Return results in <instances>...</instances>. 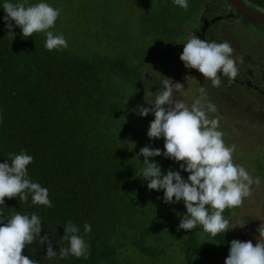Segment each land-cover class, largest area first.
Listing matches in <instances>:
<instances>
[{"label": "trees", "instance_id": "obj_1", "mask_svg": "<svg viewBox=\"0 0 264 264\" xmlns=\"http://www.w3.org/2000/svg\"><path fill=\"white\" fill-rule=\"evenodd\" d=\"M216 1L188 0L184 10L173 0H132L139 26L131 32L127 2L122 6L121 0H59L61 14L50 30L63 34L68 48L49 51L43 32L22 37L12 21L14 36L8 33L3 4L22 0H0V163L11 164L9 154L22 150L31 155L28 178L48 189L53 205H34L31 194L27 202L5 198L0 219L6 222L16 212L37 214L41 236H49L57 253L69 246L62 237L71 220L90 246L87 259L69 255L49 260L47 243L41 245L37 238L23 255L38 264H132L123 262L122 254L129 252L124 249L142 255L143 264L167 258V229L151 214L168 213L173 205L164 202L163 190L148 189L140 176L144 157L118 130L121 96L126 91L143 96L142 72L157 61L173 67L179 40L188 36L186 26ZM244 1L264 13V0ZM142 32L164 36L169 44L156 51L140 41ZM111 34H117V40ZM154 140L161 147L163 138ZM234 212L226 209L225 218ZM85 223L91 226L86 236ZM195 235L180 239L181 264H218L227 258L228 235L209 234L213 247L199 243Z\"/></svg>", "mask_w": 264, "mask_h": 264}, {"label": "clouds", "instance_id": "obj_2", "mask_svg": "<svg viewBox=\"0 0 264 264\" xmlns=\"http://www.w3.org/2000/svg\"><path fill=\"white\" fill-rule=\"evenodd\" d=\"M173 3L184 10L189 8L188 0H173ZM6 13L5 26L8 33H13V24L21 29L22 37H31L34 33L46 35L45 47L49 51L68 48L63 34H56L55 28L61 12L48 3L40 2L31 6L23 3L6 2L3 4ZM187 28V26H186ZM187 31V29H186ZM234 48L231 43L209 42L190 36L184 44L180 60L188 69H195L212 86H221V76L227 77L229 83L238 76L239 69L233 58ZM177 60V59H176ZM164 90L156 98L153 107H138V114L146 117L154 114L147 132L149 139H164V151L145 146L140 149L145 167L141 175L147 181L150 190H163L165 203L183 201L186 214L182 216L179 229L191 231L198 225L212 237L225 234L230 229V221L225 218L226 209L234 210L244 204L245 199L253 194L252 186H259L260 179L253 176L241 165L234 162L236 145L228 146L223 139L224 133L219 130V118H210L209 113L217 111L214 104L208 102L204 87L198 89L199 96L191 107L173 97L172 80L163 81ZM183 85L176 83L179 90ZM11 164L0 163V205H5V198H19L27 202L31 194L34 205L51 208L48 189L28 178V165L33 157L23 150L20 154H9ZM163 155L180 164L183 171L189 173L185 180L179 171L168 170L162 173L161 166L150 157ZM0 212V217H3ZM0 264H38L22 254L27 245L39 238V243H47L46 259L67 258L69 255L87 259L90 246L84 236L79 235V228L71 220L64 226L63 240L68 247H60L59 253L53 250L48 235L41 236L42 222L33 213L28 215L16 212L10 218L0 219ZM91 226L84 224L85 236ZM257 243L232 240L225 264H264V224L257 229Z\"/></svg>", "mask_w": 264, "mask_h": 264}, {"label": "rangeland", "instance_id": "obj_3", "mask_svg": "<svg viewBox=\"0 0 264 264\" xmlns=\"http://www.w3.org/2000/svg\"><path fill=\"white\" fill-rule=\"evenodd\" d=\"M24 1H26V7L40 2L48 3L54 8L60 6L59 0H22V3ZM126 2L129 5L128 13L132 18L129 30L134 32L139 26L136 5L132 0H121V5L123 6ZM121 5L119 6L121 7ZM130 5L133 10L130 9ZM223 6V3L217 0L213 4L208 5L206 9L197 15L192 23L187 25L188 36L179 40L180 50L176 55L177 60L173 67H167L162 61H157L154 65H150L151 67L143 70V96L141 93L131 95L128 91L123 92L119 118V123L121 124L118 130L123 139L138 154L140 153V149L145 146L159 148L163 152L164 139L162 140L161 147H159L154 139H149L147 136L150 122L154 120V114L149 113L146 117L140 116L138 114V107H153L152 104L156 96L164 90L163 81L167 78L172 80L174 99L184 102L189 107H191L194 100L199 96L198 89L204 87L207 92V100L205 103L210 102L217 109L215 113H209V117L219 118V130L224 133L223 139L225 144L228 146L236 145L234 162L243 166L253 178L258 177L261 181L259 186L255 184L252 186V196L245 199L241 207L235 209L234 215L226 218L230 221V227H234L225 233L228 235L230 241L236 239L247 242L250 240L255 245L257 240L261 239L257 229L261 224H264V99L258 97L249 98L250 96L248 97L243 91L244 87L234 82L236 78L233 82L229 83L227 77L221 76V86L219 88L213 87L210 80L205 79L197 70L186 68L180 60L184 44L191 36V29H199L203 19L212 20L213 17L220 15L221 11L228 12L226 7L224 10ZM157 12L158 10L156 8L154 16H156ZM71 15L76 20L75 14L71 12ZM238 22L235 19L233 22L220 23L218 30H221L222 34L217 43L224 41L230 42L234 48L233 58L236 62L239 63L240 60L245 63L247 71H251L253 75H262L264 74V69L262 72L259 65L261 63L264 68V29L249 25L245 21H242V23ZM154 25H156L155 20ZM206 28L205 38L209 42H212V39L218 35L215 34L216 28L212 26ZM64 34L70 36L68 32H64ZM111 36L117 40V34H111ZM201 38H203L202 35H200ZM140 41L145 45L151 44L152 48L159 52L163 51L169 44V40L166 37L157 36L156 33L150 32H142ZM137 49L140 50L139 48ZM238 69L240 73L238 75L245 77V74L241 72L239 67ZM176 83L182 84L183 87L177 90ZM254 102L257 105H254ZM136 134L138 135V139L135 136ZM152 161H155L161 166V171L164 174L168 170L179 171L185 180L189 175L188 172L180 168L179 163L164 156L160 158L150 157L149 162ZM169 204L173 206H170L171 209L168 213L160 211L157 214H151L156 222L159 220L161 225L167 229V233L163 236L165 237V241L171 245V248H167V258L160 257L153 264H163L166 261V264H181L180 260H178L177 252L179 242L182 237L189 236L191 232L196 233L195 239L199 243L208 247L214 246V240L210 238L208 233L203 231L202 226L198 225L191 231L178 228L182 216L186 214L183 201ZM153 215L157 217L155 218ZM124 250L129 252L122 254L121 258L123 262L143 264L144 257L138 252L134 253L131 249ZM225 260L221 258L218 264H225ZM145 263L151 264V259L145 260Z\"/></svg>", "mask_w": 264, "mask_h": 264}, {"label": "flooded vegetation", "instance_id": "obj_4", "mask_svg": "<svg viewBox=\"0 0 264 264\" xmlns=\"http://www.w3.org/2000/svg\"><path fill=\"white\" fill-rule=\"evenodd\" d=\"M242 1L245 3L244 0H242ZM222 3L224 5L223 6L224 10H225V7H226L228 12L225 13V11H221V14L213 17L212 20L203 19L201 21V25H200L199 29L198 28H192L191 29V36L195 34L198 38H200V35H202L203 38H201V39L202 40H207L205 38L206 32H207V28L206 27L212 26V27L216 28L215 34H218L216 37H214L212 39V42H218L220 40V35L222 34L221 33L222 31L218 30V28H220L219 27L220 23L233 22L235 19H237L239 21L238 23H242V21L246 20L242 16H239L237 13H235L231 9V7L227 4V2L224 3V1H223ZM231 25H233V24H231ZM236 63H237V67L240 68L241 72L243 74H245V77H243V76L241 77L240 75H238L234 82L238 83L239 86L244 87L243 91L248 95V97L250 96L249 98L258 97V98H263L264 99V74H262V75H253L251 73V71L250 72L247 71V67H246L245 63L241 62L240 60H239V63L238 62H236ZM259 68L263 72L264 68H263L261 63L259 65ZM238 74H240V73H238ZM253 104L257 105L255 102ZM251 109H253V108H251Z\"/></svg>", "mask_w": 264, "mask_h": 264}, {"label": "water", "instance_id": "obj_5", "mask_svg": "<svg viewBox=\"0 0 264 264\" xmlns=\"http://www.w3.org/2000/svg\"><path fill=\"white\" fill-rule=\"evenodd\" d=\"M226 2L239 16L258 26L264 27V13L252 9L242 0H226Z\"/></svg>", "mask_w": 264, "mask_h": 264}]
</instances>
